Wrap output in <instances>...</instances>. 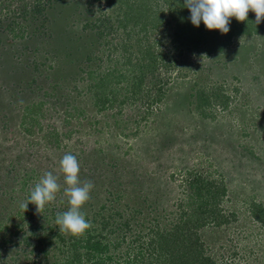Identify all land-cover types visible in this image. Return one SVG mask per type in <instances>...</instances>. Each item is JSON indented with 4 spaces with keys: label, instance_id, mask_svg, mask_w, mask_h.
Masks as SVG:
<instances>
[{
    "label": "rangeland",
    "instance_id": "1",
    "mask_svg": "<svg viewBox=\"0 0 264 264\" xmlns=\"http://www.w3.org/2000/svg\"><path fill=\"white\" fill-rule=\"evenodd\" d=\"M99 5L55 0L42 16L13 14L22 36L0 34V217L12 228L10 218L16 221L25 202L24 188L16 190L17 178L6 174L4 164L18 153L15 168L27 191L46 171L59 177L55 200L65 187L58 162L66 153L75 155L80 180L94 184L81 207L85 215L114 198L143 214L176 216L187 209L178 203H186L182 180L189 171L226 188L219 201L226 220L199 231L206 252L221 264H264V215L256 220L247 210L252 202L264 211V19L256 33L233 35L209 55H177L163 29L146 30L165 63L172 60L160 102L147 110L137 102L99 109L101 88L88 92L86 72L112 70L122 56L112 48L126 37L116 27L118 10L101 6L102 13ZM104 17L108 29L100 38L94 28L82 29ZM130 37L132 42L140 34ZM89 55L94 58L87 60ZM106 82V91L125 84ZM211 87L222 102L206 104L197 93ZM38 101L42 105L31 115L39 123L25 133L19 126L23 108ZM51 129L59 133L57 143L44 137ZM2 228L0 264H34L20 245L2 242Z\"/></svg>",
    "mask_w": 264,
    "mask_h": 264
},
{
    "label": "trees",
    "instance_id": "2",
    "mask_svg": "<svg viewBox=\"0 0 264 264\" xmlns=\"http://www.w3.org/2000/svg\"><path fill=\"white\" fill-rule=\"evenodd\" d=\"M54 1L0 0V34L4 32L10 37L22 36L23 25L18 23L19 20L13 14L22 19L33 15L42 16ZM96 1L101 4L99 10L101 6L118 10L116 27L121 28L122 36H126L112 48V52L122 53L114 62L112 70L95 73L92 69L88 74L86 72L88 92L96 94L101 88V92H98L101 95L99 109L117 107L119 110L124 104L137 102L147 110L155 108L160 102L172 60L165 63V55L147 38L148 30L163 29L177 55H181L183 50L209 55L222 50L233 35L256 33L260 29V25L255 24L252 11L248 12L247 20L243 22L237 21L235 17L230 18V30L222 34L219 30L206 29L203 22L199 27L192 25L184 0ZM104 20L107 21L108 17L89 21L82 25V29L94 28L96 37L100 38L108 29ZM136 34H140V37H132V42H129L130 35ZM99 49L94 56H98ZM93 58L89 55L87 60ZM107 78L114 80V84L125 80V84L120 88L112 86L106 91ZM215 88L198 90L197 93L204 94L202 96L207 98L206 104L222 102ZM41 105L42 102L38 101L28 106L30 110L23 108L19 121L23 132L30 134L31 128L39 123L31 111L36 112ZM58 134L51 129L47 130L44 137L48 136L51 143H57ZM18 156L19 153L11 155L4 164L8 170L6 174L13 173L17 178L16 190L24 188L26 201L30 192L25 189L24 180L18 178L20 173L15 168L18 167ZM29 172L23 173V176L27 177ZM185 173L182 185L186 203L180 201L178 206H187V209L171 218H161L165 216L160 214L161 217L143 214L139 206H121L113 198L100 203L90 215H85L91 227L83 235L72 236L59 233L55 224L56 214L68 208L63 195L58 194L57 200L46 204L39 213L32 203L27 205L26 210L21 208L20 212L16 211V221L10 218L12 228L7 227L0 217V225L3 224L2 229L5 230L1 235L2 242L20 245L27 253L24 258L34 264H221L206 252L199 231L206 225L219 227L226 220L227 215L219 208L225 185L221 180L203 178L189 171ZM247 210L256 220H261L264 215L263 207L252 202L247 205ZM5 234L8 236L5 237Z\"/></svg>",
    "mask_w": 264,
    "mask_h": 264
},
{
    "label": "clouds",
    "instance_id": "3",
    "mask_svg": "<svg viewBox=\"0 0 264 264\" xmlns=\"http://www.w3.org/2000/svg\"><path fill=\"white\" fill-rule=\"evenodd\" d=\"M184 7L190 12L192 25L199 27L203 22L208 30H219L226 34L229 29L230 18L235 17L239 22L247 20L249 11L255 13V24L264 19V0H184ZM59 173L63 176V198L68 208L58 212L55 224L59 233L72 236L83 235L91 227L90 221L85 219L81 207L90 199V192L94 184L90 180L81 181L79 178L80 164L77 157L71 153L64 154L58 162ZM59 177L51 171H46L30 190L27 200L21 203L26 210L32 203L37 212L42 211L46 204L56 199L61 191Z\"/></svg>",
    "mask_w": 264,
    "mask_h": 264
}]
</instances>
